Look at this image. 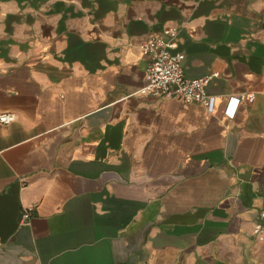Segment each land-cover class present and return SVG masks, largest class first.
Masks as SVG:
<instances>
[{
	"label": "crops",
	"instance_id": "obj_1",
	"mask_svg": "<svg viewBox=\"0 0 264 264\" xmlns=\"http://www.w3.org/2000/svg\"><path fill=\"white\" fill-rule=\"evenodd\" d=\"M0 112V264H264V0H0Z\"/></svg>",
	"mask_w": 264,
	"mask_h": 264
},
{
	"label": "built area",
	"instance_id": "obj_2",
	"mask_svg": "<svg viewBox=\"0 0 264 264\" xmlns=\"http://www.w3.org/2000/svg\"><path fill=\"white\" fill-rule=\"evenodd\" d=\"M177 27L167 28L162 35L150 37L141 43V51L150 58L147 68V83L142 87V93L160 97H179L185 102H199L210 105V96L207 85L218 73H211L198 78L187 77L184 70L185 55L182 52H174ZM250 103L255 100L254 93H248L245 97ZM234 99V98H233ZM235 103L240 99H234ZM16 119L12 112H0V123L8 124ZM264 218V211L261 212ZM31 210L25 209L22 220L28 222ZM264 231V223L257 222L254 227L256 235L261 236Z\"/></svg>",
	"mask_w": 264,
	"mask_h": 264
}]
</instances>
